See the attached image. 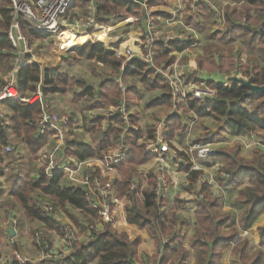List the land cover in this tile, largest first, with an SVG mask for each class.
I'll return each instance as SVG.
<instances>
[{
  "label": "trees",
  "instance_id": "16d2710c",
  "mask_svg": "<svg viewBox=\"0 0 264 264\" xmlns=\"http://www.w3.org/2000/svg\"><path fill=\"white\" fill-rule=\"evenodd\" d=\"M236 1H241L239 6L225 5L222 9L224 32L215 31L209 35L211 38L216 37L218 43H209L205 46L203 55H197L195 59L182 57L180 62L187 61L193 71L217 72L225 76L238 69L240 74L251 78L254 85L262 86L264 85V65H262L264 63V0ZM87 4L88 0H77L76 5L78 9L82 8L86 16ZM158 4L166 5L168 0L146 1L147 8ZM200 8L205 10L202 6ZM144 11L143 5L134 1L95 0L94 14L97 17L111 15L138 25L144 17ZM154 14L167 17L164 12ZM184 20L196 28L199 27L189 16H185ZM19 23L22 31L31 40L48 39L49 53L57 60L83 59L98 63L112 73L120 72L124 57L117 53V44L105 43L96 33L95 27H91L84 33H78L71 28L64 30L61 27L55 35H47L33 29L32 25L22 17ZM104 23L97 20L96 24L104 26ZM10 24V0H0V62L4 64L3 68L7 72L12 69L15 59V50L7 35ZM236 38L241 40L243 50L247 52L245 63L240 59L241 50L233 54L232 42ZM194 43L193 38H188L186 41L155 40L152 46L154 66L171 65L176 60L173 52H183ZM122 74L138 76L146 90L160 89L161 94L148 102L147 107L164 106L171 109L169 88L159 77L152 76L153 67H150L148 63L136 58L131 59L126 62ZM189 78L197 81L192 73L187 75V79ZM207 82L211 87H216V98L204 101L188 98L183 112L192 113L197 118L211 117L217 121L219 128L215 132L201 133L195 141H207L216 135L222 136L226 132L240 136L243 132L255 128L264 129V91L258 95L260 97L258 99L257 96L249 95L250 89L247 86L219 85L212 80ZM3 83L4 81L0 84V88ZM74 86L81 87L82 91L73 95L77 98H86L93 104L90 106L94 107H118L124 102L126 109L140 94L135 86L127 88L125 93H122L115 81L104 75L95 88V85L86 84L85 81L75 80L62 72L58 66H51L47 61L42 59L33 61L28 54H24L16 66L15 87L21 98H29L39 89L43 103H46L51 96L65 94ZM254 99L258 100L257 104L254 106L251 104L250 108H247V102ZM3 104L9 111V118L7 125L0 124V175L4 172L3 149L12 137L19 140L28 153L36 158L38 150L50 140V135L53 133L50 127H47L43 134L37 131V122L42 113L40 99L32 102L7 99L3 101ZM47 110L50 111L48 107ZM104 119L108 120L106 127L103 125ZM128 121L131 122L132 127L124 132L122 119L117 112L109 113L107 117L98 114L91 120L83 117L84 128L91 134H97L98 141L92 145L72 137L67 140L65 154L81 161L97 159L105 162L109 149L124 141V158L117 164L108 160V166L116 168L119 174V179L114 181V187L117 193L116 198L126 201L123 207L126 224L145 232L157 246L166 239L162 244L163 256L159 259L157 256L152 257L153 263L186 264L188 258L192 257V264H221L223 251L228 247L238 229L233 225L231 215L220 213L219 203L222 199L210 196L211 192L206 182H198L197 178L203 171L191 170L186 152L171 145L170 141L183 133L187 129V124L183 123L182 118L173 111H170L165 118L167 129L165 141L176 152V157L172 160L181 159L184 162L180 168L186 173L187 184L185 183L183 190L194 195L193 202L196 207L195 229L188 239L189 247H184L181 243L185 237L180 229H176L186 223L185 220L180 221L177 215V210L184 202L175 196L177 203L174 208L171 211H161L162 206L168 202L166 197L157 190V175L152 170L148 171L144 175V184L141 173L138 171L140 165L153 157L146 152L144 144L147 140L155 139L154 126H148L144 134L139 125L134 128V124L137 123L133 115L128 117ZM126 133L128 134L123 138ZM142 136L143 139H141ZM239 151V143L234 147H220L217 148L211 160L212 162L219 160L223 163L221 169H218L215 174L217 184L229 191L237 192L234 201L241 208L238 227L250 229L264 212V151L254 148L252 157L249 159L241 157ZM212 162L203 161L206 166H210ZM244 178H248L250 184L239 188ZM35 193L47 197L50 204L59 207L76 227L89 230L87 240L71 242L70 250L61 260V264L139 263L141 236L131 235L125 230L118 231L106 222L102 223L100 228H96L95 222L99 220L97 211L85 201L82 188L68 185L62 172L49 177L39 170L37 177L28 181L13 196L14 202L22 208L26 219L41 222L47 230H58L56 223L44 215L40 202L34 198ZM73 210H77L79 214ZM256 231L259 239L262 240L264 238L263 222L256 225ZM176 240L179 241L180 246L178 250H175L176 254L171 260L167 250ZM247 248L248 240L245 239L232 250L238 255L240 264H264V253L261 250L256 249L248 255ZM5 264L20 263L12 256Z\"/></svg>",
  "mask_w": 264,
  "mask_h": 264
},
{
  "label": "crops",
  "instance_id": "0c3cea01",
  "mask_svg": "<svg viewBox=\"0 0 264 264\" xmlns=\"http://www.w3.org/2000/svg\"><path fill=\"white\" fill-rule=\"evenodd\" d=\"M128 1L138 2L137 0H128ZM171 1H173L171 6H170V4H168L169 5L168 7H170L171 12H169L167 14L164 12L168 17L171 16L170 18H167V20H168L167 25H164L165 27H169L170 29H172L173 25L177 24L178 22L179 23L181 22V21H179L180 19L177 17L179 16V12H180V10L182 8V4H183V0H171ZM143 2H146V1H143ZM222 2H223V0H222ZM239 3H240L239 1L232 0V5H239ZM227 4L230 5V3H227ZM223 5H225L224 2H223ZM156 6H158V5H156ZM143 7L144 8L146 7L145 11H146V9H149V8H147L146 5ZM199 8H198L196 13H190V15H189V17H191L193 19V23H196L194 21L195 15L199 16V14L202 13L201 12L202 10L200 11ZM81 9L82 8H80L79 10H81ZM86 9L88 11L87 17L92 16L95 19V24L93 25V27L96 28V33L98 34L100 39L104 40L105 43H108V44H112V43L117 44L116 49H117L118 53L123 54V51L129 47L131 50H133L135 52H141V53L144 52L145 49L143 47V39H144L143 35H144L145 28H146L145 11H144V14H143L144 17L141 20V23L138 25H135V24L129 23L127 20H123V19H120L117 17H113L111 15H100L97 17V15L94 14L95 0H92V1L88 0V4L86 5ZM150 9H152V8H150ZM160 10H162V9H160ZM160 12H162V11H160ZM158 15H160V14H158ZM220 16L222 17L221 13H220ZM97 20L105 22L104 26H98L96 24ZM222 20H223V17H222ZM71 22L72 21L68 20V22H67L68 25L63 27V28L70 29L71 27H73L74 22H72V23ZM156 24L157 23H155V28H157ZM186 24H187V26H189V23H186ZM196 24L198 25V23H196ZM219 26H220L219 29H214V32L215 31L224 32V29L222 30L223 26L221 27V24ZM20 29H21V26H20ZM117 29H121V30L117 31ZM75 30L78 33H84L85 32V31H79L77 29H75ZM152 31L155 33V37H158L159 32L154 30V20L153 19H152ZM21 32L26 38L29 39V37L26 36V34L22 31V29H21ZM166 36H170L173 39H178L180 41H186L187 40V38L181 37V35L178 32L175 34H169ZM162 37L163 36H161V39L160 38H158V39L164 40V39H162ZM156 40H157V38H156ZM42 41H44V40H42ZM29 43H31V42L29 41ZM48 44H49V42H48ZM204 48L205 47H203V49H202L203 54H204ZM184 51L183 52H173V54L175 55L176 58L179 56V54L182 53V54H186L185 55L186 58L193 59V58H191L190 54H187ZM203 54H199V55H203ZM33 55H34L35 61H39L40 59H43L45 61L50 60L49 57L45 56L44 54H41V56H39V55H37V53L36 54L33 53ZM68 60H65V61L59 60L62 63L60 66H58L60 68V70L62 69L61 70L62 72H65L67 74H69L68 72H66V71H68L67 66L72 65V63H73V62H71L72 60H75V62H77V61L83 60V59H71L70 58ZM178 64L180 67H185V66L187 67L188 71L186 70V72H185L186 79H187V75H190V73L194 74V76L197 80H201L200 78H202V76L206 77L208 74V72L203 71V70L193 71V69L189 66L188 63H186V62L181 63L180 59L178 60ZM2 65H4V64H2L0 62V69H1ZM16 66H17V63H16V58H15L14 63L12 64V69L9 71L10 72V74L8 75L9 77H8V79L3 80L4 81L3 85L6 82H8L12 77L15 81ZM51 66H54V65H51ZM151 67H155L154 64ZM63 68H64V70H63ZM211 73H214V72H211ZM119 75H120V81L116 80V77H118ZM68 76H70V75H68ZM152 76L153 77H159L161 79L160 76H155L154 74ZM109 78L115 81V83L117 84L118 88L122 91V93H125L127 88H129L131 86H135L137 91L140 92V94L138 96H140L143 93V91H147V92L159 91V93L150 101L154 100L155 98H157L161 94L160 89L146 90L145 88H143V86L140 82V78L136 75L124 76L122 73L118 72V73H113V76H109ZM101 79H102V77H100L98 79L97 83H93L92 85H95L94 87L97 88L98 83L100 82ZM189 79H191V78H189ZM0 80H1V78H0ZM127 80H129L130 82L127 83ZM191 80H193V79H191ZM80 89L81 90L79 92L82 91V88H80ZM38 92H40L39 89L37 90V92H35L32 95L33 97L30 96L32 98L29 97L30 99H28V102L34 101V99L38 97ZM79 92L74 91L73 93H79ZM40 95H41V93H40ZM137 97H136L135 101L137 100ZM23 99H25V98H23ZM40 99L42 100L41 96H40ZM80 99H82V97L77 98L72 93L53 95L49 98L48 101H46L48 103V104L46 103V105H47V107L50 108L51 111L57 112V110H61L64 113H58V114L63 115L69 111H72L71 104H73L75 101H79ZM23 101H25V100H23ZM23 101H21V102H23ZM135 101H133L126 108V111L128 112V117L130 115H133L136 118L137 124H134V128H137L136 125H140V115H139V113H137L135 111L134 112L129 111L131 109V106L133 105V103ZM150 101H148V102H150ZM1 105H4V104L2 103ZM157 107H163V109H165V116L162 117L164 119L166 118L167 114L170 111H172L171 109L164 107V106H153L152 108H157ZM106 108L108 109V112L103 114V115H105L107 117V115L109 113H112V111L114 110L115 107L109 106ZM148 108H151V107H148ZM176 113L182 118L183 123L187 124V129L183 133H181L179 136H175L171 140V145L174 148L181 150L182 147L188 146L189 143L183 142V140H181L180 138L182 136H184L183 134L190 131L192 123L196 120L197 117L192 113L191 114H185L183 112V109H182L181 113H178V112H176ZM7 115H9V113H7ZM68 116H70V115H68ZM8 118H9V116H8ZM186 118H187V120H186ZM73 120L70 117L69 122L71 123V121H73ZM78 120H80L78 127L82 126V128H83V122L81 124V119L78 118ZM153 123L154 122H152V124H150V125H153ZM107 124H108V120L104 119L103 125L106 127ZM150 125H147V127ZM128 126L132 127L131 122L128 123ZM142 126L140 125L141 129L143 130V133L145 134L147 127L145 126L146 128H143ZM211 132H214V131H211ZM127 134L128 133H126L123 136V138H125V136ZM141 139H143V136L141 137ZM141 139L139 140L140 142H141ZM67 140H69V138H66V143H67ZM48 142L43 147L40 148L42 151H39V153H37L40 155L39 158L41 157L40 161L42 159V156L45 157V154L48 152V148H49V145H47ZM85 143H87V142H85ZM124 144H125V142H124ZM119 145H120V143L117 146L114 145L111 149H109L110 151H109V154L106 156L105 162L99 161L97 159H95V160L88 159L85 161H81L74 156H67L65 154V151H64V153L60 154V157H58V162L61 163V166H65V164L68 163V167L72 171H74V174L78 177L81 176V174L86 171L87 167L88 168L93 167L96 169V171L99 174L102 173L104 177L107 175L108 177H105V179H112L114 182L115 180L119 179V174H118L117 169L111 168V170H108V169L103 170L102 169L103 168L102 163H107V165H108V160H111L113 164H117L124 158V156H125L124 146L122 147V151H124V156L120 161L114 162V158L112 157L113 149H115ZM9 146L11 147L10 143H9ZM13 148L15 149V147L12 146L10 151H6L5 148L3 149V154H4V164H3L4 169H3V171L4 172L2 175H0V189H1V194H0V259L7 260L8 259L7 257H10L11 253L15 251V249L13 247H14V243L16 242L15 244H18L19 252L23 255H27L30 258L31 264H61V261L59 260V258L61 256L59 258L57 257V260H52L49 257H47V254L48 253L51 254V253L55 252L54 250H55V248L57 249L58 246H62L63 248H65V251H67V249L69 250V248L67 247V244L62 241L61 237H59V235H56V233H54V231L47 230L44 227V225L39 221L34 220V221H28L27 223L25 221H22V223L19 224L20 223L19 218L17 220V217H16L17 214L15 212L17 204L14 202L13 196L18 191H20L28 181L36 178L38 171L39 170L43 171V169L41 168L42 164L38 162L39 159L37 158L38 161H37V159L35 160V162H37V163H36L33 171L30 173V175L26 179H23L25 177L26 173H23V171H22L24 168V166L21 163L23 161L22 160L23 157L20 155L21 151H19L22 149L17 148V152H16V150H13ZM65 148H66V146H65ZM252 151H253V149H251L250 151H247L245 149V151H244L245 157L251 158L252 157ZM167 155L164 157V160H162V162L157 161L159 163H158V166L156 167V168L163 169V174L165 175V177L167 178V181L169 183L166 191L164 192V197H166L167 202H168L167 204H165L166 209L164 211H171V209L174 208V205L177 203L176 202L177 199L175 196H177L178 200H182L184 202V204L181 205L179 207V209L177 210V215L184 217L187 221L185 219H182V220H185L187 225L192 224L194 229H195L194 211L196 210V207H195V204L193 202L194 197L188 198L185 195L186 192L181 189L182 185H185V182H186L185 173L180 169L182 164H184V162L180 161L181 159L180 160L179 159L178 160H170V159H168ZM68 158H70L72 160H70ZM169 161H171L172 163H175V161H176V163L179 162L178 166H176L177 164H175L176 170L173 166H170L171 164ZM206 162H210V161H206ZM155 165H156L155 161L150 160V161L140 165L138 167V171L141 174H143L141 171V168H145L146 173L150 170H152L155 173V170H154ZM26 167H28V164H26ZM26 167H25V169H26ZM202 167L205 168L204 170L207 171L208 166H206L203 162H202ZM216 170H218V169H216ZM62 173L64 174V178L66 179L68 185L73 187L72 182L69 179L67 171H63ZM210 173H213V171H210ZM143 177L144 176H142V178ZM18 180H22L23 184L21 186H19L17 189H15L14 191H12L13 184ZM144 184H145V181H144ZM249 184H250V181L248 180V178H244L242 183L240 184L239 188L247 186ZM218 192L221 193L219 198L222 199V201H221V203H219L220 204L219 209H220V213H222L221 208H223L222 205H223L224 201L228 200L230 196H232V199L235 200V198L237 196V192L236 191H229V190L222 188L220 186H219ZM124 201H125L124 199H120V200H117V202L115 204L116 208H117V212H118V214H117L118 224H121V226H122V228H120V230H125L129 234H132V235L136 234V235L141 236L142 242L139 246V257H140V259H142L145 256L142 253H144V254L147 253L150 255L153 254L154 256H157V258L159 259L160 257L163 256V253H164L163 249L161 248L162 246L161 245L157 246L146 233H143L140 230H138L137 228H135L134 226H131V225H128L125 223L124 218H123V215H124L123 203H124ZM234 204L236 205L235 207L237 208V210L235 211V216H233L231 212L229 213V215H231L234 218L232 221L233 225L235 227H237L238 230H240V228L238 227V217L241 213V208L235 203V201H234ZM21 211L23 213L22 209H21ZM179 219H180V217H179ZM263 221H264V212L257 218L256 222L249 229L251 232V235L248 239H246V240H248V248H247V254L248 255L253 253L256 249H259L262 251L260 246L262 244H264V238L261 240L256 235V225L261 224ZM186 223H185V225H186ZM185 225L180 227V228L176 227V229L177 230L180 229L181 234L185 237V239L181 243V246L189 247L188 239H189V237L192 236L194 229H193L192 234L189 235L188 238H186L187 237L186 236L187 230L185 228ZM26 226L31 228V229L29 228L30 231L32 232L31 237L30 236L27 237L26 236L27 233L23 232L24 231L23 228H25ZM9 227L12 228L13 233H10L7 230ZM29 229H27V230H29ZM39 229L42 230L43 232L41 233V231H39V233H37L38 232L37 230H39ZM33 234H37L38 237H40L41 241L43 240L45 243H43V241H42V246H40L41 245V241H40V243L38 244L39 246H35L33 239H32L34 236ZM87 235H88V233H87ZM184 242H187V243H184ZM177 246H178V248L180 246L178 240H176L173 244H171L169 246L170 248H168L167 254H168L170 259H171L170 249L173 250V253L175 254V249H178ZM44 247H46V254L45 255L42 252L43 250H45ZM232 250L233 249H230L229 245H228V247L225 248V250L223 251L221 264H224L226 253L232 252V254H235ZM142 255H143V257H141ZM235 255L238 259V255L237 254H235ZM189 259H191V260H189ZM188 260H187L186 264H192V257H189Z\"/></svg>",
  "mask_w": 264,
  "mask_h": 264
},
{
  "label": "built area",
  "instance_id": "2783aa9c",
  "mask_svg": "<svg viewBox=\"0 0 264 264\" xmlns=\"http://www.w3.org/2000/svg\"><path fill=\"white\" fill-rule=\"evenodd\" d=\"M75 3L76 0H10L11 24L7 31V35L12 46L14 47L17 64L19 63L21 56L24 54L30 55L33 61H35L29 40L21 32L19 23L20 17L27 20L32 25L33 29L47 35H54L61 27L68 25L67 15L76 7ZM141 4L145 6L146 2H142ZM200 6L206 8L207 11H209V9H213V7L209 6V2L207 0H192L189 9L191 13H196ZM145 18L146 28L143 35V47L145 52H135L130 48H126V57L121 63L120 73H122L126 62L134 58L148 63L150 67L153 66L152 46L156 40V37L155 33L152 31V9H146ZM94 24L95 19L94 17L90 16L78 24L73 23V27L79 31H86L93 27ZM170 39V36L165 37V40ZM178 60L179 58H176V61L168 66L153 67V74L155 76H160L164 84H166L169 88V95L172 101V111L181 113V106L184 105L188 98L200 101L215 99L217 94L216 87H211L202 80L188 81L185 77L187 67H180ZM116 80L120 81V75L116 77ZM7 99H20V95L15 87V81L13 77L0 88V104ZM36 99H40V92H38V97L34 100ZM41 106L42 113L37 122V131L39 134H43L47 127H50L53 130L51 135L52 141H49L47 144L49 145V148L44 157L45 165L42 168L43 172L50 177L55 173L67 171L69 179L72 182V186L82 188L84 191L85 201L97 211L99 220H101L102 223H110V225L114 227L116 224H118V217L117 213L115 214V211L112 207L116 191L113 180L102 178L100 174L96 173L95 169L93 168L90 169V171H85L81 174V176L78 177L74 174V171L68 167V163H66L65 166H61V163L58 162V157H60V154L64 153L65 151L66 132L67 126H69V117L65 115L58 116L55 112L48 111L46 103H42ZM114 110L120 115L123 122V131L126 132L129 126L128 112L125 109L124 102H122ZM0 124H8V117L1 110ZM154 129L156 132L155 139L147 140L144 144L146 152L150 153L153 157H155V160L159 162H162L167 154L168 159H174L176 153L173 155L169 152L167 147L168 145L165 141V135L167 131L165 119L162 118L158 120L154 124ZM123 146L124 142H121L118 147L113 149L112 157L114 158V162H118L123 158ZM5 150L10 151L11 147L7 145ZM215 152L216 149L213 147L212 142L194 141L190 144L186 154L190 161V169L203 171L202 174L197 178L198 182H206L209 187L215 185L216 191L218 192L219 185L215 180L216 173H210L204 170L202 167V162L213 156ZM157 171L159 173L156 184L157 190L162 196H164V192L162 191L165 187L163 169L157 168ZM223 176H226V174H223ZM219 193H212V196L219 198ZM187 197L189 198L190 196L187 195ZM41 210L43 211L44 215L50 216L54 211V206L43 204L41 205ZM58 224L62 241H73L75 239L73 229L70 228L67 223L60 221ZM96 228L99 227L96 226ZM250 235L251 232L249 229L238 230L229 242L230 249L236 247L241 241L248 239ZM165 241L166 240H164L163 243H165ZM260 248L264 252V244H262ZM15 256L20 262L25 260L20 258L16 253ZM63 258L64 256L61 257V260Z\"/></svg>",
  "mask_w": 264,
  "mask_h": 264
},
{
  "label": "rangeland",
  "instance_id": "374dc122",
  "mask_svg": "<svg viewBox=\"0 0 264 264\" xmlns=\"http://www.w3.org/2000/svg\"><path fill=\"white\" fill-rule=\"evenodd\" d=\"M143 1H149V0H143ZM207 1L209 2V6L213 7V9H211V10L209 9V11H207V9L204 8L205 10L201 11V8H199V10L202 13H200L199 16L195 15V18H194V21L196 23H198V25H199V27H197V28L195 26H193L191 23H189V26H187V24H186V22L184 20V17L185 16H189L190 13H191V11L189 9V6H190V3L192 2V0L190 2H188V0H183L182 8H181V10L179 12V16L177 17V18L180 19L179 21H181V22L180 23L178 22L177 24L173 25L172 29H170L169 27H165L164 26V25H167V22H168L167 18H170L171 16L170 17H168V16L167 17H161V15H155L154 13L155 12L160 13V11H162V12H165L167 14V13L171 12V9H170V7H168L169 6L168 4H170V6H171L173 1L168 0V4H166V5L158 4V6H153L152 10L154 12L153 13L154 30L159 32V35L156 38L157 39L158 38L161 39V36H163L162 39L165 40L166 35L175 34V33L178 32L181 35V37H184V38H187V39L188 38L189 39H191V38L195 39V43L189 49L185 50L184 52H186L187 54H190L191 58H193V59H195L197 55L203 54V50H202L203 47H205L209 43H218V41L216 40V37L211 38V37H209V35H210V33L214 32V29H219V27H220L219 25L220 24H221V27L223 26V20H222V17L220 16V13H222L223 7L225 5H229L227 3H230L229 6H233L232 5V0H223L225 5H223L222 0H207ZM239 2L241 3V1H239ZM75 5H77V0H76ZM236 6H239V5H236ZM160 9H162V10H160ZM86 18H88V17L84 14V12L82 10H79L77 6L73 10H71L69 12V14L67 15V20L72 21L75 24H78L81 21H84ZM155 23H157L156 24L157 28H155ZM74 28L71 27V29H74ZM64 30H69V29L68 28L67 29L64 28ZM120 30L121 29H117V31H120ZM222 30H223V27H222ZM172 39L173 38L171 37L170 40H172ZM28 40L31 42L30 46L32 48V52L33 53H35V54L37 53V55H39V56H41V54H44L45 56L49 57L50 60H48L47 62L50 63L51 65H54V66H60L61 65L62 62H60L59 60L54 58L49 53V49H48L49 40L48 39L42 41V40H31L29 38ZM232 45L234 46L233 54H236V51H239V50L242 51L240 53V59H241V61L243 63H245L246 62V57H247V52H245V50H243V45L241 43V40L239 38H236L234 40V42H232ZM121 55H123L124 58L126 57L125 50L123 51V54H121ZM185 55L186 54H182L181 53V54H179V56L177 58L181 59L182 57H185ZM71 62H73L72 65L67 66L68 71H66V72L69 73L68 75H70L72 78H74V79H76L78 81H85L86 84L97 83L98 79L100 77H102L103 75H104V77L105 76H113V73L108 68L103 67L102 65H100L98 63H95V62H92V61H87V60H79L77 62H75V60H72ZM186 63H187V61H186ZM152 64H153V62H152ZM262 65H264V63ZM155 67H157V66H155ZM63 70H64V68H63ZM9 74H10V72L9 71L8 72L5 71L4 68H3V65H2V67L0 69V78H1L0 84H2L3 80L8 79V77H9L8 75ZM237 78H239L241 81H249L251 79V78H248V77L243 76L242 74H240L238 69L236 71L231 72L229 75H226V76L223 75V74L217 73V72H214V73L208 72L206 77L202 76V78H200V79L202 81H204L205 83H208L207 81L212 80V81H214L215 83H217L219 85H232V84H234V82L236 81ZM187 80L188 81H192L191 79H187ZM129 82L130 81L127 80V83H129ZM80 88L81 87H79V86H74L72 88V90H70L69 92H66V93H72L73 94L74 91L79 92L81 90ZM158 93H159V91H153V92L143 91V93L140 96L137 97V100L133 103V105L131 106V109L129 110L131 112L135 111V112L139 113V115H140V125L141 126L143 125L142 126L143 128H146L147 125L152 124V122L156 123L158 120L162 119V117L165 116V109H163V107H157V108H152L151 107V108H148L146 106L148 101L153 99ZM259 94H260V92H258V91H255L253 93V95L255 97L257 96V98L260 99V97H258ZM32 97H30V98H32ZM30 98L23 99L20 96V99L18 101L21 102V101L25 100L23 102H28V99H30ZM255 99L250 101V102H247L246 107L250 108L251 104L253 106L256 105L258 100H255ZM40 103H43V100H40ZM185 103H186V101H185ZM185 103H184V105H185ZM1 104H0V110L5 115H7V113H9L8 109L4 105H1ZM90 105H93V104L89 100H87L86 98L83 97L79 101H75L73 104H71L72 111L67 112L68 114L67 113L63 114L65 116L70 115V116H68L69 119H70V117H71L72 120L75 118L73 121H71V123L69 122V126H67L66 138L71 139L72 137H76L77 139H79L81 141L84 140L85 142L90 143L92 145H94L98 141L97 134L89 133V131L87 129H85L84 126H83V128H82V126H80L81 128L78 127L79 126L78 124L80 123V120H78V118L81 119V124H82L83 117H86L87 119L91 120L98 114L107 113L108 109L106 107H94V106H90ZM183 107L184 106H181L182 109H183ZM171 110H172V107H171ZM51 112H54V111H51ZM55 113L58 116H63V115H60L58 113H64V112H62L61 110H57V112L55 111ZM112 113H116V111L113 110ZM7 117H8V115H7ZM186 120H187V118H186ZM128 123H129V121H128ZM154 123H153V126H154ZM218 125L219 124L217 123V121L214 120L211 117L196 118V120L192 123L190 131H188L185 134H183L184 136H182L180 138L181 140H183V142L189 143L188 146L182 147L181 150H183L185 152L188 151V149L190 147V144L195 141L197 135H200L201 133H204V132H207V131H214L215 132L219 128ZM90 128H91V126H90ZM51 135H50V141H52ZM207 141L212 142L213 143V147L216 150H217V148H220V147H224V148H226V147H234L235 144L239 143L240 144V151H239L240 156L243 157V158H247V157H245V152H244L245 149L247 151H250L251 149L259 148L262 151H264V129L255 128V129H252L250 131L243 132L240 136H234V135H231L230 133L226 132L222 136H217L216 135V136H214L213 138H211L210 140H207ZM207 141H205V142H207ZM195 142H197V141H195ZM9 143H10L11 147L12 146L15 147V149L13 148V150H16V152H17V148L18 149L19 148L22 149V150H19V151H21L20 155L23 157L22 158L23 161L21 163L24 166V168H23L22 171H23V173H26L25 177L23 179H26L30 175V173L33 171V169L35 168V165L37 163V162H35V160L37 158L39 159V161H38V159H37V161L42 164L41 168L44 167L45 158L43 156H42L41 161H40L41 157L39 158V156H40L39 154L36 155V158H33L30 154H28L26 148H24L25 146L19 140H15L13 137H12V140ZM115 144H117V143H115ZM167 147H168L170 153H172L173 155L176 153L175 150L172 149L173 147L172 148L169 147V146H167ZM39 151H42V150L39 149L37 153H39ZM175 157H176V154H175ZM211 157H209L206 161L212 162ZM247 159H249V157ZM91 160H95V159H91ZM150 160L155 161V164H156L155 167H154V170H156L155 174L157 173V176H159V173L157 172V168H156L158 166L159 162H157L155 160V157H152ZM170 160H172V159H170ZM176 160H178V159H176ZM180 161L183 162V160H180ZM169 162L171 164L170 166H173L175 168V170H176V166H178L179 162L178 163H176V161H175V163H172L171 161H169ZM26 164H28V167H26ZM102 164H103V168H102L103 170H107V169L111 170V168L107 165V163H102ZM175 164H177V165L175 166ZM222 164L223 163L221 161L216 160V161L212 162V164L210 166L207 167V171H209V172L213 171V173H216V171H217L216 169H221ZM25 167H26V169H25ZM92 168L93 167H91V168L87 167L86 171H90V169H92ZM203 169H205V168H203ZM141 171L143 173V174H141V176H144L146 174L145 168H141ZM100 176L102 178L108 177L107 175L104 177L102 173H100ZM141 180H143L142 182L144 183V177ZM164 182H165V187L162 190L163 192L166 191V189L168 187V184H169L168 181H167V178L165 177V175H164ZM22 184H23L22 180L16 181L13 184L12 191L17 189ZM183 186L184 185H182V188H181L182 190H183ZM183 191H185V190H183ZM185 192H186V194H185L186 196L189 195L191 198L194 197L193 194L188 193L187 191H185ZM209 192H211L210 196H212V193H219V192L216 191V186L215 185H212V187H209ZM219 194H221V193H219ZM34 196L33 197L38 202H40L41 205H43V204L51 205L49 199H47V197L41 195L40 193H35ZM116 196H117V193L115 191V197H114V202L112 204V207H113V210L115 211V214L116 213L118 214L115 204H116L117 200H119V199H117ZM124 204H125V201H124L123 205ZM41 205H40V207H41ZM235 206L236 205L234 204V199H232V196H230L228 200L224 201V203L222 205L223 208H221V212L222 213H228V214L231 212L232 215L235 216V211L237 210V208ZM21 209L22 208L17 204L16 205V209H15V212L17 214L16 215L17 220L19 218V222H20L19 224H21L22 221H25L27 223L29 220L25 218V216L22 213ZM165 209H166V207H165V205H163L162 208H161V211H164ZM73 211L76 214H79V212L77 210H73ZM46 217H49L54 222L55 221L57 222V223L56 222L55 223L57 225L58 230H51V231H54V233H56V235H59V237H61V236H60V231H59V227H58V225H59L58 222L61 221V222L67 223V225L70 228L73 229L74 234H75V239L73 240V242L85 241V240L88 239L87 233H88L89 230L86 229V228L85 229H83V228L80 229V228L76 227L64 215V213L60 210L59 207L54 205V211H53L52 215L46 216ZM179 217H180V219H179L180 221L182 219H185L184 217H182L180 215H179ZM123 218H124V215H123ZM233 219L234 218H232V221H233ZM263 223H264V221H263ZM101 225H102V221L101 220H96L95 226L100 228ZM29 228L30 227H28V226L23 228L24 229L23 232L27 233V235H26L27 237L28 236L31 237V235H32V232L30 231L31 228L30 229ZM114 228L119 231L120 228H122V226H121V224H116L114 226ZM185 228L187 230V232H186V236L187 237L186 238H188L189 235L192 234L194 227H193L192 224H188L187 225V223H186ZM27 229H29V230H27ZM37 231H38L37 233H39V231H41V233L43 232L40 229L37 230ZM141 232H143V231H141ZM143 233H145V232H143ZM33 235L34 236H33L32 239H33L34 245L35 246H39L38 244L41 241L40 237H38L37 234H33ZM256 235L258 236L257 231H256ZM164 240H166V239H163V241ZM42 241H41V245L40 246H42ZM163 241L161 242V246L163 244ZM71 242L72 241L64 242V243L67 244V247L69 248V250H70V245L73 243V242L72 243ZM15 243H14V247H13L15 249V251L11 253L10 257H7L8 258L7 260L0 259V263H3V264L7 263L9 261V259H11L12 256H14L15 259H17L19 261V259L15 256V253H16L20 258L25 259L23 262L19 261L20 264H31L30 258L27 255L21 254L19 252L18 244H15ZM43 243H45V242L43 241ZM184 243H187V242H184ZM44 248H45V250H43L42 252L45 255L46 254V247H44ZM177 248H178V246H177ZM178 249H175V250H178ZM69 250L67 249V251H65V248H63L62 246H58L57 249L55 248V250H54L55 252H53L51 254L48 253L47 257H49L52 260H57V257L59 258L60 256L61 257L65 256L69 252ZM142 254L145 255V256L143 257V255H142L141 256V257H143L142 259H140V257H139V263H137V264H140V263H142V264H155V263H153V259H152V257H155L153 254H151V255L147 254V253H145V254L142 253ZM170 254H171V259H173V257L175 256L176 253L174 254L173 250L170 249ZM222 256H223V254H222ZM61 257L59 258L60 261H61ZM189 260H191V259H189ZM221 260H222V257H221ZM90 264H92V263H90ZM224 264H240V263H239V260L237 259L236 255L232 254V252H230V253H226Z\"/></svg>",
  "mask_w": 264,
  "mask_h": 264
},
{
  "label": "water",
  "instance_id": "95a60500",
  "mask_svg": "<svg viewBox=\"0 0 264 264\" xmlns=\"http://www.w3.org/2000/svg\"><path fill=\"white\" fill-rule=\"evenodd\" d=\"M137 1L139 3H142L143 2V0H137ZM234 84L247 86L250 89L249 95H253V93L255 91H258L260 93L264 91V85H262V86L254 85L252 83V80L251 79L249 81H241L239 78H237L236 81L234 82ZM7 230L10 233H13L11 227H9Z\"/></svg>",
  "mask_w": 264,
  "mask_h": 264
}]
</instances>
